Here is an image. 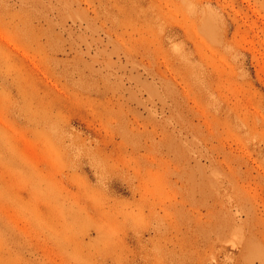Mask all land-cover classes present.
Instances as JSON below:
<instances>
[{
  "label": "rangeland",
  "instance_id": "obj_1",
  "mask_svg": "<svg viewBox=\"0 0 264 264\" xmlns=\"http://www.w3.org/2000/svg\"><path fill=\"white\" fill-rule=\"evenodd\" d=\"M0 264H264V0H0Z\"/></svg>",
  "mask_w": 264,
  "mask_h": 264
}]
</instances>
